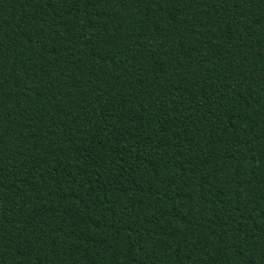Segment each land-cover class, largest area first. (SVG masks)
Here are the masks:
<instances>
[{
  "label": "trees",
  "instance_id": "16d2710c",
  "mask_svg": "<svg viewBox=\"0 0 264 264\" xmlns=\"http://www.w3.org/2000/svg\"><path fill=\"white\" fill-rule=\"evenodd\" d=\"M0 264H264V0H0Z\"/></svg>",
  "mask_w": 264,
  "mask_h": 264
}]
</instances>
